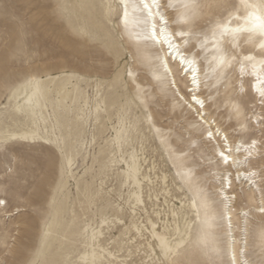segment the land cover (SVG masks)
I'll return each mask as SVG.
<instances>
[{"label":"rangeland","instance_id":"1","mask_svg":"<svg viewBox=\"0 0 264 264\" xmlns=\"http://www.w3.org/2000/svg\"><path fill=\"white\" fill-rule=\"evenodd\" d=\"M111 2L61 0L63 6L58 12L55 0H0V84L22 91L30 74L44 73L36 77H55L68 89H76L75 97L64 101L55 91V110L52 99L44 100V120L36 121L38 132L44 133L42 139H1L5 143L0 149V199L6 201V207L0 208V258L5 264H29L30 260L90 264L81 255L89 249L91 231H98L97 251L103 259L119 264L127 259L147 261L152 254L155 260L159 251L153 247L149 219L171 238L175 227L187 228L189 236L177 253L187 244L188 258L199 252V258L207 260L220 251L224 233L214 174L219 166L213 151L218 142L204 137L209 127L188 102L187 82L180 69L171 64L182 96L160 72V49L146 37L145 23H141L140 31L133 20L120 24L107 7H101ZM173 2L182 5L185 18L181 24L187 26L182 29L169 21L168 27L186 33L184 48L196 57L202 70L205 85L201 96L209 124H219L231 143L233 137L235 142L241 141L239 135L250 119L255 126L261 106L250 85L245 89L248 95H243L242 65L225 55L224 50L234 41L220 31L213 35L218 18L207 10L183 7L207 0ZM21 39L25 52L16 56ZM244 55L241 53V58ZM218 56L223 66L214 68ZM232 63L236 64L235 92L225 78ZM63 76H70V80ZM53 89L50 84L49 92ZM23 118V113L15 110L11 94L6 97L0 93V131H11L12 123ZM117 131L123 137L120 141ZM48 135L53 139L70 137L72 150L78 155L55 194V207L45 227L41 212L59 179L60 161L46 142ZM130 154L142 165V203L135 213L129 207L130 198L135 204L131 196L135 187L131 173L126 171ZM113 159L120 162L113 165ZM233 172L235 168L229 171L233 192V231L229 234L238 238L236 245L241 243L240 252L235 248V253L242 260L241 250L257 256L264 250V220L255 207L261 202L260 178L256 176V185L250 186L245 180L240 183ZM161 173L167 177V187L157 180ZM193 201L197 211L191 206ZM181 206L177 223L173 212L180 211ZM131 223L140 227L139 233L130 230ZM47 228L49 233L44 236ZM159 259L164 257L160 254Z\"/></svg>","mask_w":264,"mask_h":264},{"label":"snow or ice","instance_id":"2","mask_svg":"<svg viewBox=\"0 0 264 264\" xmlns=\"http://www.w3.org/2000/svg\"><path fill=\"white\" fill-rule=\"evenodd\" d=\"M55 5L56 10L59 12V9L63 6L61 0H55ZM101 7H107L109 10V14H114L116 19L119 20L122 10L124 16H127L129 4L127 3V0H112L110 4L101 5ZM136 7L140 10L141 15L145 16L146 23L148 17H152L153 20L156 16L160 17V21L163 24L160 29L161 33L165 31V28L168 26L169 21L175 22L177 26L181 27L182 29L183 27L187 26L186 24H181V21L185 18V14L181 11L182 5L179 3H174L173 0H166V2L165 0H152L151 4L147 3L145 0V2L143 3H137ZM183 7L195 8L200 12H205V10H207V12L211 14V16L217 17L218 19L215 21L217 27L213 30V35L215 36L216 32L220 31L221 35L230 34L232 36V40L234 41L230 48L224 50L225 55L232 57V60L242 65V73H244V67H246L247 65H251L252 70L248 75L254 77L255 83H253L250 79H243V77H241V92L244 96H247L248 91H246L245 89L250 85L252 90L259 93L261 106L259 119L255 120V126L253 125L251 119L248 121L247 128L244 129L239 135V139L241 140L240 144H235L236 137H233L232 139V143L235 144L237 153H241V149L243 148L245 159L241 161L233 155L232 149L228 144L227 136H225L224 138V147L228 148V152L227 154H225L224 151L221 150L219 154L225 163H227L231 158L233 165L236 166L238 177L241 174V166H244V172L246 173L244 176L245 180H251L255 176H259V191L261 193V202L259 205H255V207L262 214V220H264V0H207V2L205 3H198L194 5L185 4L183 5ZM153 8L157 9V12L155 14H153ZM161 9L163 11H161ZM169 9H172L173 11H169ZM209 22L211 23L212 21L210 20ZM233 24H235L236 26L231 27V25ZM152 27L153 38H155L156 25L153 24ZM174 35H178L181 39L186 38V33L183 30L174 33ZM205 35H207V33H205ZM168 46L169 49H172L174 51L178 50L179 48V45H177L176 48H173V44L171 41H168ZM237 49H239V52L237 51ZM24 52L23 40L21 39V41L18 42L17 49L14 55L19 56ZM241 53H246V55L241 58ZM257 63L260 65V71L258 73L256 71ZM235 67L236 64L232 63L229 73H225V78L231 84V90L233 92H235L236 90L237 79L235 75ZM189 70L192 72V83L195 85L197 84L196 70ZM40 75H44V73L30 74L24 80L27 81V83L46 84L47 82H40L35 80V77ZM15 91L16 86L5 89L4 85L0 84V93H3V95H5L6 97H8L9 94L14 95ZM40 91L46 99L53 100V109L55 110L57 107V101L54 99V96L56 95L55 89L49 92L45 88H41ZM193 99H195V96H193ZM197 103H200L203 107V101H197ZM213 103H215V100H213ZM7 107L10 108L11 105L9 104L7 105ZM253 115H256L255 112H253ZM193 128L195 129L196 125H193ZM257 131H259L258 136L256 135ZM30 134L33 136V138H35L37 135H44V133H39L37 130H31ZM213 135L214 134L211 132L208 133L210 139ZM215 135H219V133H216ZM20 139L26 140L28 139V135H24L20 137ZM46 142L52 145L56 152L59 154L60 161L59 179L56 178L55 185L52 188L51 199H49L46 209L41 212V221L45 227L48 226L52 209L55 207V194L63 184L64 176L68 172V169L75 166L74 162L78 155V152L72 150V142L70 140V137L56 136V138L53 139L52 135H48L46 136ZM4 143L5 140H0V149L4 147ZM254 156L257 159L254 160ZM118 162L120 161H117L115 159L112 160L113 165ZM66 164L67 167L65 166ZM217 165H219V161H217ZM105 167H107V164L105 165ZM249 167L256 168L257 171L254 173H249ZM157 180L158 182L162 181L163 186L167 187V177L164 174L161 173L158 176ZM221 187H223V185H221ZM149 195L151 196V193H149ZM140 203L141 201L139 197H136L135 204H131L130 198L129 207L133 210V213H135V210ZM220 203H224V201H220ZM0 206H2L3 210L5 209L6 201L4 199H0ZM182 210L183 206H181L180 211L173 212V216L176 217L177 223H179V217L182 214ZM225 210L228 209L226 208ZM37 211L39 212L40 210L38 209ZM249 211H251V208L249 209ZM244 215L247 216L248 213H244ZM222 219L223 213H221V220ZM228 228L230 233L231 223H229ZM153 235H155V230L153 231ZM154 246L155 245H153V247ZM187 247L188 245L186 244L184 249H181L177 253L176 258H171V253L165 250L162 246L161 250L164 253V259H159L160 254L156 253L155 255L157 256V259L155 260L151 259L152 254H149V259L147 261H132L131 259H127L119 262V264H264V250H262L258 256L255 254V252L241 250V255L245 257L243 260H241L240 256H237L235 254L234 248L231 259H228L227 249L224 245L223 240H221L220 242V251L216 252L214 255H211L207 260L199 258V252L194 253L191 258H188ZM0 264H5V261L2 258H0ZM29 264H41V262L30 260ZM68 264H75V262L69 261ZM92 264H117V261H115L114 259L102 258L99 260H93Z\"/></svg>","mask_w":264,"mask_h":264},{"label":"bare ground","instance_id":"3","mask_svg":"<svg viewBox=\"0 0 264 264\" xmlns=\"http://www.w3.org/2000/svg\"><path fill=\"white\" fill-rule=\"evenodd\" d=\"M145 0H127V3L129 4L128 8V14L125 17L123 10L121 11V15L119 18L120 24H125L130 20H133V23L135 25L136 30L140 31L142 29L141 23H145L146 26V37L148 38L149 42L158 47L160 49V57H159V70L160 72H163L167 78V81L169 85L176 90V92L179 94V96H182V93L180 92L179 88L176 85V79L173 74V70L171 68V64H175L177 68L180 69L179 74L183 75V78L187 82L186 86V92H188V102L191 104V106L195 107V111L197 112V117H200L201 120H203V123L208 126L209 128L204 132V137H208L207 134L209 132L213 133L211 139L218 142V147L213 148L214 151V157L216 158V162L219 161V170L214 173L215 177H217L218 186H217V199L219 200V208H220V224L222 225V230L224 233V245L227 249V258L231 259L233 255V249L237 248L238 252H240L241 243L238 242V245H236V241H239L238 238L234 234H229V223L232 224V215H231V203L233 201V192L231 191V179L229 177V171L231 168H235V178L240 181H244V167L241 166V174L238 177L236 166L233 165L231 158L227 163H225L220 156V151L223 150L225 154L228 152V148L224 147L225 145V131L220 127L219 124L215 123L214 127H211L209 124L210 116L206 114V108L205 105L203 107L200 103H197V101H203L204 99L201 96L204 83H203V74L202 70L199 67V64L197 63V59L194 55L187 52V50L184 48V42L185 39H181L178 35H174V33L179 31H172L168 26L165 28V31L161 33L160 29L163 26L162 22L160 21V17L156 16L153 20L152 17H148L147 23L145 22V16L141 15L140 10L136 7L137 3H143ZM147 3L151 4L152 0H146ZM153 14L157 12V9L153 8ZM146 15V10H145ZM153 24L156 25L155 32L156 36L153 38ZM236 25L233 24L231 27H235ZM227 38H232L230 34H227ZM168 41H171L173 44V48H176L177 45H179L178 50L174 51L172 49H169ZM217 45H220V42L217 41ZM212 66L214 68H220L223 66V63L221 61V56H218L217 59L213 62ZM189 69H195L196 70V77H197V84L192 83V72ZM251 65H247L244 67V73L240 71L241 77L243 79L251 78V81L255 83L254 77L248 75L251 73ZM256 71L257 73L260 71V65L256 64ZM65 77V80H70V76H63ZM31 79V78H30ZM36 81L40 82H47L46 84H36V83H27L25 81L22 85L23 90L21 91L19 88H16L15 94L11 97L13 98V106L15 107L16 111H20L23 113L24 118L20 122H13V129L9 131V129H5L0 131V140L5 138H18L28 135V139H20L24 141H35L38 139H42L41 135H37L35 138L30 134L31 130H37L38 127L36 124V121H43L44 116L42 113V109L44 106V100L46 98L42 95L40 89L45 88L47 91H50V84L54 86V89L56 93L61 97V100L64 101L65 99H73L75 97V87L72 89H68L66 86V83H64L62 80H58L55 77L41 79L38 77H35ZM249 90L252 94H254L255 97H259V93L257 91H254L249 87ZM193 96H195V99H193ZM31 98V100H30ZM260 99V98H259ZM117 137L116 139L120 141L123 137L121 135L120 131H117ZM216 133H219V135H215ZM223 136V139L221 138ZM125 139V138H124ZM219 141L222 142V144H219ZM241 141L235 142V144H240ZM250 143V141H249ZM228 144L232 149L233 155L237 157L238 160L243 161L245 159V154H243V148L241 149V153H237L235 149V144L231 143L228 139ZM255 158V156L253 157ZM141 163L138 160V157H136L134 154L129 155V162L126 163V171L131 173V181L132 185L135 187L133 192L131 193V196L134 198V201L136 203V197L140 198V201L142 203V198L140 194V185L141 180L139 178V173L141 170ZM249 173L256 172L252 168H248ZM220 176V177H219ZM144 178V176H143ZM256 176L251 180H245L250 186L256 185ZM223 185V187H221ZM220 201H224V203H220ZM140 203V204H141ZM191 206L194 208L195 211H197V206L195 204V201L191 202ZM2 206H0L1 208ZM228 210H225V209ZM221 213H223V219L221 220ZM148 224L150 226V235L155 240V246L158 249L159 253L162 257H164V253L161 250L162 246L165 250L169 251L171 253V257L175 256L177 253V248L182 245L185 241V239L189 236V231L186 228H180L175 227L174 231V237H169L166 233L161 232L157 229L155 222L152 220H148ZM140 227L136 223L130 224V230L135 231V233H139ZM155 230V235H153V231ZM233 231V227L231 225L230 232ZM98 231H91L90 235L87 237V243L89 249L87 251H84V253L81 255V258L83 260H87L90 264H92L93 260H99L102 259L101 253L97 251V248L100 247L98 240H97V233ZM49 233V228L46 229L44 236H47ZM241 235V231L238 233ZM159 237V238H158ZM153 251V248H151ZM236 254V253H235ZM243 257V256H241ZM245 257H243L244 259ZM242 259V260H243Z\"/></svg>","mask_w":264,"mask_h":264}]
</instances>
